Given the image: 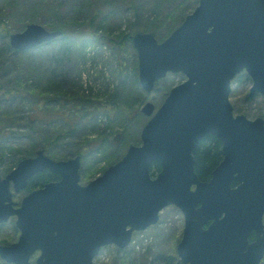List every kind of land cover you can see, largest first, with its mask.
Here are the masks:
<instances>
[{"label": "water", "instance_id": "1", "mask_svg": "<svg viewBox=\"0 0 264 264\" xmlns=\"http://www.w3.org/2000/svg\"><path fill=\"white\" fill-rule=\"evenodd\" d=\"M30 23L10 35L19 51L60 36ZM138 82L150 93L168 73L185 79L149 117L140 144H131L101 175L81 184V156L54 160L39 150L0 171V224L14 217L16 241L0 243L12 264H93L106 245L128 246L134 231L155 224L160 211L178 207L184 227L176 253L184 264H260L264 257V118L233 114L231 83L245 71L249 95H264V0H198L163 40L136 32ZM221 142L222 159L208 180L195 172L193 150L205 135ZM153 164L159 171L152 176ZM47 169L58 179L28 191ZM14 190V192L12 191ZM253 235V240L249 238Z\"/></svg>", "mask_w": 264, "mask_h": 264}, {"label": "rangeland", "instance_id": "2", "mask_svg": "<svg viewBox=\"0 0 264 264\" xmlns=\"http://www.w3.org/2000/svg\"><path fill=\"white\" fill-rule=\"evenodd\" d=\"M52 5L60 10L47 16ZM196 5V0H0L2 172L11 171L19 160L33 157L39 150L54 160H66L83 147L79 173L82 177L84 167L95 161L92 179L121 158L130 144H140V131L149 118L142 106L151 101L158 107L170 88L185 76L168 73L147 93L138 82L136 50L131 38L124 39V32H150L162 38L176 17L186 16ZM30 23L49 30L62 26L68 32L62 35L72 38L73 44L61 45L57 39L23 51L11 47L10 35ZM148 27L153 31L143 30ZM237 78L232 80L229 95L233 112L249 119L264 118V96H250L251 79ZM76 105H81L79 111L88 109L89 113L79 116L73 127L69 128L67 119L52 118L57 111H72ZM43 107L49 114L40 110ZM55 139L49 148L47 142ZM26 192L20 191L15 200ZM14 226L13 219L0 224L4 244L17 240L19 230ZM183 226L181 211L167 206L157 224L133 233L135 241L125 249L131 252L134 263L118 259L115 245L103 247L96 262L139 264L148 253L147 264H177L176 245Z\"/></svg>", "mask_w": 264, "mask_h": 264}, {"label": "trees", "instance_id": "3", "mask_svg": "<svg viewBox=\"0 0 264 264\" xmlns=\"http://www.w3.org/2000/svg\"><path fill=\"white\" fill-rule=\"evenodd\" d=\"M59 10H60L59 7H57L56 5H52L46 11L47 12V16L54 15ZM184 17H185L184 15L176 17L174 19L173 23L171 24L170 28H168L166 33L163 34L162 38L159 35V39L163 40L165 37H167L170 34V32L173 29H175L183 21ZM54 28L61 30L62 34L67 32L65 29H63L62 26H58L57 25V26H54ZM149 29H151V28L148 27V28H144L143 30L144 31H149ZM151 31H153V30L151 29ZM62 34L58 38H56L54 40L58 39L57 42L61 43V45H72L73 44L72 43L73 42L72 38L68 39V37H69V36H67L68 34L67 35L66 34L62 35ZM131 34H132L131 31H130V33H127V34L124 32V35H123L124 39L126 38L127 40H129L131 38ZM155 37H156L157 40H159L156 35H155ZM81 45L82 46L84 45L83 41L81 42ZM236 77H238V78L244 77L245 79H249V77L245 73H240ZM157 83H158V81L156 82V84ZM167 93L165 94V96L167 95ZM80 106L76 105V108L73 109L72 111H68V110L67 111H57L56 114L53 112L54 116L52 118L53 119H57V118H55V116H58V118H60L62 120H66L67 119L66 121H68L67 124H69V128L73 127L77 123V121L79 120V116L85 117V115H87L89 113L88 109H85L84 111H79V107ZM40 110L45 115L49 114V112H50L45 107L41 108ZM34 112H38V111L34 110ZM58 112H60V113L63 112V113H62V115H58L57 114ZM50 120H52V119H48L47 122H49ZM55 142H56V139H55V141H49V143L47 142V144H50L49 148H52V146H54ZM88 147H89L88 144L84 146L85 149H88ZM82 148L83 147L79 148L78 150H76L74 152V156L75 155H80L81 156V158H82L81 159V163L84 160V154H85V152L82 150ZM49 151H50V149H49ZM193 156H194V159H195V172H196L197 176L201 180H207L210 177L211 171L214 169V167L222 159L221 142L214 135H211V134L205 135L201 139V141L198 144V146L193 150ZM95 159H99V157L98 158L95 157ZM91 161H92V158H91ZM95 164H97V162L95 163V161H94V162H91V164H88L86 167H84V174H81L82 177L80 178V181L81 180L83 181V179H87V177L90 178V175L93 174V172H94ZM159 168L160 167H159L158 164H153V166H151V169H150V174L152 176H154L159 171ZM58 178H59L58 175L52 174L49 171H41V172L37 173L34 177H31V179L29 180L28 187H27L26 190H30V189H33L35 187H40L44 183H46L48 181H51V180H57ZM90 179H88L87 181H89ZM0 243L4 244V242H2V241H0ZM5 244H7V243H5ZM115 249H116V254H117V258L118 259H126L127 262L130 261V262L134 263L133 262L134 259L132 258L131 254H130L131 252H129L127 249H125V248L124 249H118L116 247H115ZM147 254H145L144 258L142 257V255L139 257V258L142 257L140 262H138L139 264H147V263H149V262L146 261ZM167 261H169V259H167ZM1 264H11V263L2 262ZM177 264H182V263L180 262V260H178Z\"/></svg>", "mask_w": 264, "mask_h": 264}, {"label": "flooded vegetation", "instance_id": "4", "mask_svg": "<svg viewBox=\"0 0 264 264\" xmlns=\"http://www.w3.org/2000/svg\"><path fill=\"white\" fill-rule=\"evenodd\" d=\"M43 171H48L47 169H45V170H43ZM39 173V172H38ZM37 174V173H36ZM35 174V175H36ZM35 175H33L32 177H34ZM250 240H253V235H251V237L249 238ZM263 260V259H262ZM181 262V261H180ZM262 262V261H261ZM182 263V262H181ZM182 264H184V263H182Z\"/></svg>", "mask_w": 264, "mask_h": 264}]
</instances>
